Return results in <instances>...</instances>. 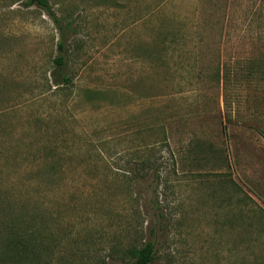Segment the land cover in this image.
I'll use <instances>...</instances> for the list:
<instances>
[{"label":"rangeland","instance_id":"rangeland-1","mask_svg":"<svg viewBox=\"0 0 264 264\" xmlns=\"http://www.w3.org/2000/svg\"><path fill=\"white\" fill-rule=\"evenodd\" d=\"M24 1L0 0V194L53 210L54 264L147 243L151 264H264L261 2Z\"/></svg>","mask_w":264,"mask_h":264},{"label":"trees","instance_id":"trees-1","mask_svg":"<svg viewBox=\"0 0 264 264\" xmlns=\"http://www.w3.org/2000/svg\"><path fill=\"white\" fill-rule=\"evenodd\" d=\"M259 1L264 9V0ZM23 5L27 8L34 6L42 8L50 17L54 18L49 0H25ZM59 49L60 51L65 50L63 41L60 42ZM54 64L55 70L51 74L53 86L59 89L61 85L68 86L71 84V78L64 71L65 57L63 55L57 56ZM222 73V78L219 76V81L223 80L224 91L226 92L225 103L229 108V105L233 103L229 100L228 95L232 77L225 70ZM2 154L3 150L0 148V155ZM39 160V157L33 156L34 163L39 162ZM148 164L154 169L157 168V161L155 160L142 161L141 164L134 165V169L136 167L138 172L134 174L135 181L143 179V175L139 173V167ZM53 216V210L43 208L41 201L36 198L28 202L21 201L16 193L11 195L0 194V264H54V254L57 253L58 245L52 244L53 241H46L48 238L53 239L49 235L52 233V229L47 224V221H52ZM129 256L132 259L130 264H151L155 257L154 245L147 243L142 247L131 248Z\"/></svg>","mask_w":264,"mask_h":264}]
</instances>
